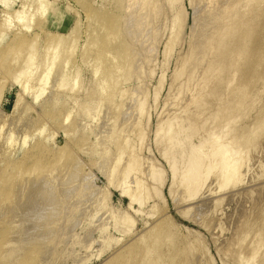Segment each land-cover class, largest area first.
<instances>
[{
	"label": "rangeland",
	"instance_id": "rangeland-1",
	"mask_svg": "<svg viewBox=\"0 0 264 264\" xmlns=\"http://www.w3.org/2000/svg\"><path fill=\"white\" fill-rule=\"evenodd\" d=\"M128 1L0 3V204H4L3 196L11 194L10 198L16 199L19 191H28L46 175L50 194L57 184L60 190L76 194L69 202H59L58 221L44 237V242L48 241L44 251L40 250L44 244L36 239L26 245L16 242L9 251H0V264H117L115 258L120 257L118 263H122L128 254V258L133 256L131 247L143 254L148 245L159 248L149 260L160 255L170 260L164 264H247L242 260L252 254L260 264L264 246L256 242L264 237V128H253L264 122V0H147L143 8L135 0L131 7L132 0ZM225 1L229 15L220 21L216 15L223 14ZM15 11H24L19 15L26 14L25 23ZM141 12H147V18L144 14L139 17ZM216 23L234 27L229 36L233 38L224 40L225 29H215ZM106 32L114 38H106ZM58 36L66 38L60 58L55 59L52 53ZM33 44L35 53L30 51ZM209 46L217 50L210 51ZM9 49L13 51L5 58L3 52ZM29 54H35L36 59L26 68L23 64ZM232 55L236 57L232 59ZM210 64L218 67L215 74L208 70ZM194 66L198 67L195 76ZM21 68L27 73L16 85ZM45 74L48 81L42 84ZM26 85L33 91L27 95ZM41 88L45 91L38 102L34 95ZM55 93L59 105L48 101ZM170 125L173 131L180 128L178 133L182 126L187 131L170 133ZM214 128L220 130V140L244 153L240 162L237 159V176L234 179L232 174L229 186L220 188L215 182L216 171H220L217 165L205 186L190 198L192 193L181 186V174L193 149L190 145L197 147L207 140ZM177 141L184 146L178 143V147ZM27 150L33 151V155L27 153L30 158ZM186 153L188 159L182 160ZM173 157L179 170L176 178L169 164ZM25 159L29 160L25 163ZM55 167L57 176L50 174ZM153 169L160 171L156 180ZM123 170L129 174L125 176ZM135 188H140L136 195L145 201L141 208L138 202L131 204ZM54 196V201L64 200L60 194ZM7 206V212L0 210V215L8 214L0 216L2 222L13 215L10 204ZM160 221L166 235L162 231L158 239L155 234ZM12 229H0V242L9 234L19 239L22 229ZM131 242L134 245L130 247Z\"/></svg>",
	"mask_w": 264,
	"mask_h": 264
},
{
	"label": "bare ground",
	"instance_id": "bare-ground-1",
	"mask_svg": "<svg viewBox=\"0 0 264 264\" xmlns=\"http://www.w3.org/2000/svg\"><path fill=\"white\" fill-rule=\"evenodd\" d=\"M3 0H0V3L2 2ZM131 1V0H130ZM130 1H128V2H130ZM136 2H135V4H139V6H142V7H140V8H143V4H146L145 2L147 1V0H135ZM171 2H176L177 0H170ZM219 1V0H218ZM231 1L232 0H228L227 2L229 3H231ZM255 1V0H254ZM263 0H261V2H262ZM7 2V1H6ZM5 2V3H6ZM133 0H132V2H131V4H129V5H131V7L133 6L132 4H133ZM137 2H139V3H137ZM208 2V1H207ZM221 1H219V3H220ZM224 2V1H223ZM226 1H225V8L224 9H222L221 10V12L223 13V14H219V12L217 13V18L219 17L221 20L220 21H223L225 18H227L228 17V15H229V13L227 14V12H228V6L229 5H227L228 3H227ZM251 2H252V0H251ZM4 3V2H3ZM216 3V2H215ZM214 2H213V4H215ZM87 4V3H86ZM171 4V3H170ZM223 4V3H222ZM5 5V4H4ZM7 5V4H6ZM174 5V4H173ZM227 5V6H226ZM231 5V4H230ZM8 6V5H7ZM42 7V6H41ZM43 7H44V4H43ZM156 10V9H155ZM98 11V10H97ZM16 12V11H15ZM20 12L21 11H17L16 12V14H18V20H21L23 23H25L26 22V20H27V18L25 17V15L26 14H24V16H22V15H19L20 14ZM24 11H22L21 13H23ZM54 12V11H53ZM96 12V11H95ZM94 12V13H95ZM102 12V11H101ZM109 13V12H108ZM142 13V14H141ZM141 13H138V15H140L139 17H141V15L143 16V14L144 15H146L145 13H147V12H141ZM93 14V13H92ZM106 14V13H105ZM89 15V14H88ZM135 15V14H134ZM104 16V15H103ZM102 16V17H103ZM106 16V15H105ZM110 16V15H109ZM108 16V17H109ZM216 16H215V18H216ZM15 17V16H14ZM14 17H13V20H14ZM17 17H15L16 19H17ZM23 17L24 18H26V19H23ZM111 17V16H110ZM98 18H100V17H98ZM106 18V17H105ZM145 18H147V15L145 16ZM140 19V18H139ZM104 20V19H103ZM107 20H110V19H108L107 18ZM112 20H114V19H112ZM111 20V21H112ZM158 20V19H157ZM20 21V22H21ZM97 21H100L101 22V20H97ZM141 21H142V18H141ZM144 21V20H143ZM28 22V21H27ZM89 22V21H88ZM113 22V21H112ZM112 22H111V24H112ZM130 22H131V20H130ZM102 23V22H101ZM117 23V22H116ZM141 23V22H140ZM145 23V22H144ZM132 24V23H131ZM136 24V23H135ZM9 26H11V21L9 22V24H8ZM108 25V24H107ZM133 25V24H132ZM131 25V26H132ZM142 25L144 26V24H143V22H142ZM231 25V24H230ZM102 26V25H101ZM115 26H116V24H115ZM137 26V25H136ZM232 26V25H231ZM90 27V26H89ZM104 27V26H103ZM106 27V26H105ZM140 27H141V24H140ZM139 27V28H140ZM107 28V27H106ZM109 28V27H108ZM111 28V27H110ZM132 28H133V26H132ZM222 29V30H224L226 33L223 35V37H224V40L226 39H230V38H233V37H229V36H231V31H232V28L234 29V27H229V25L227 26V25H225V24H222L221 26H219V24H217L216 23V25H215V29ZM231 28V29H230ZM104 29V28H103ZM102 29V30H103ZM115 29V28H114ZM77 30V29H76ZM101 30V31H102ZM109 31H110V29H108ZM113 29L111 28V31H112ZM132 30V29H131ZM130 30V31H131ZM134 30H136V28L134 29ZM100 31V32H101ZM105 31V30H104ZM115 34H117L116 33V29L113 31ZM118 32V31H117ZM140 32V31H139ZM22 33V32H21ZM75 33H76V31H75ZM77 33H78V31H77ZM132 33H134L133 32V30H132ZM106 34H107V32H106ZM115 34H114V36H115ZM135 34L136 33H134V35H131L132 37H134L135 36ZM19 35H20V33H19ZM76 35V34H75ZM109 35V36H108ZM117 35H119V34H117ZM116 35V36H117ZM138 35H139V33H138ZM53 37V36H52ZM108 37H113V33H112V35L110 36V34H107V36H106V38H108ZM118 37V36H117ZM66 38V37H65ZM64 38V39H65ZM103 38V37H102ZM114 38V37H113ZM55 39V38H54ZM64 39H63V37H59L58 36V39H56V45H55V50H54V53H52L53 55H54V57L53 58H60V57H58L59 56V54H61V52H60V50H61V45H62V42L64 41ZM78 39V38H77ZM106 39H105V36H104V41H105ZM110 40V39H109ZM104 41H102V42H104ZM108 41V40H107ZM55 42V41H54ZM74 43H73V47H75L76 46V44H77V40H76V38H75V41H73ZM101 42V41H100ZM64 43V42H63ZM108 43V42H107ZM35 44V43H34ZM32 45V49L31 48H29V49H31L30 51L31 52H33V53H35V51H33L34 50V48H35V45ZM94 44V43H93ZM108 45V44H107ZM29 46V45H28ZM63 46V45H62ZM102 46V45H101ZM109 46V45H108ZM90 47H92V46H90ZM89 47V48H90ZM63 48V47H62ZM209 48L211 49L210 51H212V50H217L216 49V47L215 46H209ZM13 49V48H12ZM12 49H9V50H4V56H5V58L9 55V54H11V52L13 51V50H15V48L12 50ZM96 49V48H95ZM100 49V48H99ZM36 50V49H35ZM98 50V49H97ZM208 50V49H207ZM72 51H75V49L73 48V50ZM71 51V52H72ZM100 51V50H99ZM206 51V50H205ZM209 51V52H210ZM232 51V50H231ZM208 52V51H207ZM13 53H15V52H13ZM64 53V52H63ZM106 53H107V50H106ZM233 53H234V51H233ZM232 53V54H233ZM16 54V53H15ZM108 54V56H110L109 55V52L107 53ZM115 54V53H114ZM98 55H101V54H98ZM206 55V54H205ZM63 56V55H62ZM104 56H106V55H104ZM236 57L235 55H232V59L234 58V57ZM29 59H27L28 61L25 63V64H23V66H25L26 68L29 66V64H30V67H31V63H33L34 62V60L36 59L35 58V54H29ZM102 58H101V60L103 59V56H101ZM113 57H115L116 58V56L115 55H113ZM118 57V56H117ZM240 57V56H239ZM11 58V57H10ZM13 58V57H12ZM118 59V58H117ZM59 60V59H58ZM16 61V60H15ZM62 62V61H61ZM214 65H215V62H212ZM15 64V63H14ZM21 64V65H22ZM56 64V63H55ZM213 64H212V66H211V64H210V66L211 67H208L207 69L208 70H211L212 71V73L213 74H215L216 73V71L218 70V67H216V66H213ZM51 65V64H50ZM59 65V64H58ZM69 65V67L67 68L68 70H70V64H68ZM62 66H64V65H62ZM71 66H73V67H75V65H71ZM19 67H21V66H19ZM18 68V67H17ZM23 68V67H22ZM21 68V70H19V71H21V73L19 74V72L17 73L18 74V76H14L15 77V80H14V82L15 83H17L16 85H18V83H19V81H20V78L22 77V75H24L25 73H27V72H23L22 70H24V69H22ZM54 68V67H53ZM206 68V67H205ZM194 69V70H193ZM197 69H198V67L197 66H194L193 68H192V70H193V72H192V75L193 74H195V72L197 73ZM204 69V68H203ZM202 69V70H203ZM67 70V71H68ZM205 70V69H204ZM207 70V71H208ZM12 71V70H11ZM11 71H10V73H9V75L11 74ZM51 71V70H50ZM50 71H49V73H50ZM201 71V70H200ZM203 72V71H202ZM201 72V73H202ZM16 73V72H15ZM15 73H14V75H15ZM77 73V72H76ZM207 73V72H206ZM34 74V73H33ZM33 74L31 75V76H33ZM191 75V76H192ZM193 76H195V75H193ZM42 81V84H46L47 83V81H48V75L47 74H45V76H44V78L41 80ZM232 81V80H231ZM231 83V82H230ZM66 84V83H65ZM62 85V84H61ZM27 86V85H26ZM65 86V85H64ZM29 86H27V87H24V88H27V90H26V92H25V94L26 93H29V92H31L32 90H30L31 89V87H29ZM62 87V86H61ZM23 88V89H24ZM35 87H33V89H34ZM215 88V87H214ZM58 89H59V87H58ZM104 89V88H103ZM23 91H25V90H23ZM34 91H37V90H34ZM44 91H45V89L44 88H41L38 92H37V95H34V96H36V97H34V98H36V100L38 101L39 100V98L43 95V93H44ZM33 92V91H32ZM40 92V93H39ZM72 92H74V91H72ZM106 92V91H105ZM228 92V91H227ZM36 92H34L33 94H35ZM57 94H59L58 92H56ZM55 93V94H56ZM30 94V93H29ZM56 94V96L54 95H52V98L50 99V100H48V101H50V102H52L51 104H53V103H56V102H58V96L60 95H57ZM215 94V93H214ZM1 95V94H0ZM24 95V94H23ZM27 95V94H26ZM63 95V94H62ZM219 95H220V93H219ZM221 95H222V93H221ZM2 98V97H1ZM35 100V101H36ZM238 100V99H237ZM236 100V101H237ZM39 102V101H38ZM241 102V101H240ZM243 102V101H242ZM59 103V102H58ZM58 103H56V105L58 104ZM238 104V103H237ZM240 104V103H239ZM238 104V105H239ZM55 105V104H54ZM54 105H53V107H54ZM59 105V104H58ZM141 105H144V103L143 104H141ZM140 105V106H141ZM241 105H243L242 103H241ZM48 106V105H47ZM52 106V105H51ZM240 106V105H239ZM46 107V106H45ZM241 108H243L242 106H240ZM49 108H50V104H49ZM48 108V109H49ZM142 107H140V109H141ZM240 108V109H241ZM46 110H48L47 108H45ZM51 109H52V107H51ZM220 110V109H219ZM218 110V112L220 113V111ZM197 111V110H196ZM228 111V110H227ZM229 111H230V109H229ZM232 111V110H231ZM239 111V110H238ZM213 112V111H212ZM233 112H235V111H233ZM141 113V112H140ZM213 113H215V112H213ZM228 113V112H227ZM231 113V112H230ZM217 114V113H216ZM215 114V115H216ZM226 114V113H225ZM212 115V114H211ZM227 115H229V114H227ZM142 116V115H141ZM169 116V115H168ZM197 116V115H196ZM218 116V115H217ZM165 118V117H164ZM227 119V118H226ZM226 119H225V121H226ZM166 120V119H165ZM202 121V120H201ZM228 121V120H227ZM21 122V121H20ZM222 122H223V120H222ZM19 123V122H18ZM171 125H172V123H171ZM170 125V128H169V132L171 133L173 130H172V126ZM229 124H227V126H228ZM257 125H258V127H257ZM221 127V126H220ZM230 127V126H229ZM254 127H256V128H253L254 130L256 129V131L257 130H259V129H263L264 128V122H263V120H262V122L261 123H256L255 125H254ZM182 128H183V126H182ZM181 128V131L178 133V131L180 130V128H179V130L177 131V130H175V131H173L174 133L177 131V133L178 134H180V133H183L184 131H187V129H185V130H183ZM190 128H192V127H190ZM221 128H223V126L221 127ZM74 129V128H73ZM76 129V128H75ZM215 129V128H214ZM211 130L210 129V131L208 132L207 130V132H208V136H210L209 138H208V136L206 137V138H208L207 140H205L204 139V141L203 142H200V144L197 146V147H192L191 145H190V147H191V149H192V151H191V153H189L190 154V156H189V161H186V168L184 169V171L182 172V174L181 175H183L184 177V179H182L181 181H182V183H181V186L183 187L184 186V188L186 189L185 190V192L186 191H188L189 193H192L191 195H190V198H192L193 196H195V194H197V192H200V190L203 188V186H205V181L208 179V176L210 175V173H212L213 171H214V167L216 166V168H217V165H218V168L217 169H219L220 171L219 172H217L216 171V180H215V182L216 183H219L220 185V188H222V189H224V188H227V186H229L228 184H230L231 183V177L230 176H232V174H234L233 176H234V179H235V176H237V174L235 175V172L237 171L235 168H237L236 166L238 165L237 164V159L239 160V158H240V155L242 154V151L241 150H239V149H231V147H233L232 146V144H226L224 141H222V140H220V135H219V131L217 132V129H215V130ZM224 129H226V128H224ZM223 129V130H224ZM227 129H229V128H227ZM226 129V130H227ZM252 129V130H253ZM43 130V129H42ZM189 130H191V129H189V127H188V132H189ZM161 131V130H160ZM183 131V132H182ZM205 131V132H206ZM222 131V130H221ZM225 131V130H224ZM230 131V130H229ZM262 131V130H261ZM260 131V132H261ZM40 132H41V130H40ZM168 132V133H169ZM262 132H264V131H262ZM143 133V132H142ZM173 133V134H174ZM223 133V132H222ZM222 133H220V134H222ZM227 134V133H226ZM253 134V133H252ZM260 134V133H259ZM36 135H38L39 136V133H36ZM170 135V134H169ZM172 135V134H171ZM176 134H174V136H175ZM188 135V134H187ZM223 135V134H222ZM26 137H28V136H26ZM24 138L25 140H24V143L26 142V140H28V138ZM172 139H173V135L172 136H170ZM176 137H178V136H176ZM186 137V136H185ZM187 138V137H186ZM243 138V137H242ZM42 139V138H41ZM171 139V140H172ZM175 139V138H174ZM177 139V138H176ZM175 139V140H176ZM230 139V138H229ZM46 140V139H45ZM203 140V139H202ZM201 140V141H202ZM222 141V143H220V141ZM225 140V139H224ZM11 141V140H10ZM183 141L185 142V139H183ZM182 141V142H183ZM228 141V140H227ZM241 141V140H240ZM12 142V141H11ZM41 142V141H40ZM45 142V141H44ZM47 142H49V141H47ZM171 142H173V141H171ZM183 142V143H184ZM207 142L210 144V146H209V144H207ZM223 142L226 144V145H223ZM180 144L181 142H178L177 141V143H176V145L177 144ZM229 143V142H228ZM232 143V142H231ZM11 144V143H10ZM9 144V145H10ZM43 144V143H42ZM173 144V143H172ZM185 144V143H184ZM208 145L207 146V148H208V151L209 152H206L205 151V146L206 145ZM26 145V144H25ZM47 145V144H46ZM45 145V146H46ZM180 145H182V143L180 144ZM45 146H42V147H45ZM172 146V145H171ZM175 148H177L176 146H175V144L173 145ZM178 146V145H177ZM184 145H182L181 147H183ZM231 146V147H230ZM237 146V145H236ZM238 146H239V143H238ZM254 146V145H253ZM33 147L34 146H32L31 148H32V150H33ZM41 147V146H40ZM169 147V146H168ZM178 147H180V146H178ZM249 147H252V146H250L249 145ZM249 147H247V149L249 148ZM64 148V147H63ZM172 148V147H171ZM206 148V149H207ZM39 149V148H38ZM37 149V150H38ZM45 149V148H44ZM247 149L245 150V151H247ZM42 150V149H41ZM63 150V149H62ZM250 150V149H249ZM28 151L29 150H27V152H26V154L28 153ZM31 151V150H30ZM46 151V149L45 150H42V152H45ZM32 152V155H33V151H31ZM31 152H29V153H31ZM35 152V151H34ZM37 152V151H36ZM41 152V151H40ZM61 152V151H60ZM28 153V154H29ZM46 153V152H45ZM188 153H186V155L188 154ZM27 154V156H29ZM36 154V153H35ZM185 154V153H184ZM183 154V155H184ZM244 154V153H243ZM242 154V155H243ZM31 155V154H30ZM45 155V154H44ZM182 155V160H183V157H188V155L186 156V155H184L183 156ZM24 156V155H23ZM22 156V157H23ZM26 155H25V157H27ZM38 156V155H37ZM31 157H33V156H31ZM40 157V156H39ZM41 157H42V155H41ZM242 157V156H241ZM29 158H30V156H29ZM43 158H45L44 156H43ZM134 158V157H133ZM173 158H174V160H173ZM172 158V160L173 161H170V168L172 169V173H173V176L175 177V175H176V177H177V173H179V172H177V171H179L177 168H176V160H175V157H173ZM184 158V159H185ZM38 159V158H37ZM186 159H188V158H186ZM241 159V158H240ZM27 160H29V159H27ZM26 159L25 160H23L25 163H26V161H27ZM34 161H35V159H33ZM32 160V161H33ZM43 160H45V159H43ZM47 160V159H46ZM44 161V162H46L47 163V161ZM23 161H22V163H23ZM74 161V160H73ZM40 162L42 163L43 161H41L40 160ZM39 162V163H40ZM44 162H43V164H44ZM131 162V161H130ZM188 162V163H187ZM239 162H240V160H239ZM238 162V163H239ZM30 163V162H29ZM39 163L37 164L38 166H39ZM68 163V162H67ZM32 164V163H31ZM36 164V163H35ZM36 165V166H37ZM67 165V164H66ZM37 166V167H38ZM43 166V165H42ZM41 166V167H42ZM41 167L39 168V169H41ZM66 167V166H65ZM220 167V168H219ZM240 167V166H239ZM7 168V167H6ZM56 168V167H55ZM58 168V167H57ZM57 168L56 169H51V173L50 174H54L55 176H57V174H58V171H56L57 170ZM60 168V167H59ZM79 168V167H78ZM136 168H138V166L136 167ZM243 168V167H242ZM241 168V169H242ZM34 169H35V167H34ZM43 169V168H42ZM45 170H46V168H45ZM68 170V169H67ZM154 170V169H153ZM236 170V171H235ZM245 170V169H244ZM37 171V170H36ZM81 171V170H80ZM124 171V170H123ZM154 171H156V170H154ZM182 171V170H181ZM243 171V170H242ZM38 172V171H37ZM43 172V171H42ZM49 172V171H48ZM62 172V171H61ZM114 172H116V174L118 173L116 170H114L113 171V174H115ZM234 172V173H233ZM241 172V171H240ZM47 173V172H46ZM122 173V172H121ZM156 173H158V170L155 172V173H153L152 175V178L154 177L155 178V180H156V176L157 175H159V173H160V171H159V173L158 174H156ZM237 173V172H236ZM115 174V175H116ZM123 174L126 176V175H128L129 174V171L128 170H125L124 172H123ZM238 174H242V172L241 173H238ZM46 175V174H45ZM123 175V177H125ZM2 177V179L4 178L3 177V175H1ZM49 175H46V176H44V181H38V182H36V183H31L32 185H30V187H29V190L28 191H25V190H22V191H19V193L17 194V192H16V194L17 195H15L16 197V199H11L10 197H12L11 196V194L10 195H8V196H5V197H7V198H5L4 196H3V198L6 200H4L2 197V199L4 200L3 202H4V204L6 205H4V204H0V205H3L4 207H6V208H8V206L7 205H9L10 204V206H9V208L11 209V211L10 212H12V214L13 215H11V218L9 217L10 216V214H9V216H7L6 218L4 217V219L5 220H3L4 222H2L1 220H0V222H2L3 223V225H2V223H0V229L1 230H4V229H10L11 228V230L13 231V229L12 228H14V229H16V230H18V229H22V230H20V232H18L19 233V239H13L12 238V236L9 234V236L7 235L6 237L7 238H4L3 239V235L1 236L2 237V240L3 241H1V242H4V244H3V246H2V244H1V242H0V251H3L5 248L7 249V251H9L8 249H11L12 248V246H13V244L14 243H16V242H21V245H26V243H30L31 244V241L33 240V239H36V240H38V241H40V243H43L44 245L42 246L43 248H40V250L42 249L43 251L46 249V245L45 244H47V242L48 241H45L44 242V237L46 238L47 236H49L51 233H50V229H52V227H55L54 225L56 224V222L58 221L57 220V216H58V213H57V211H58V208H59V206L62 204V203H59V202H61V201H64L65 202V200H66V202H69V201H71V199L73 198V196L74 197H76L74 194H72L71 192H67V191H64V190H60V185L59 184H57V188L55 187V189H54V193L53 194H50L52 191H50L48 188H46V184H47V182H48V178H46V177H48ZM232 176V177H233ZM173 177V178H174ZM175 177V178H176ZM50 178V177H49ZM153 178V179H154ZM230 178V179H229ZM57 179V178H56ZM69 180H70V178H68ZM152 179V180H153ZM233 179V178H232ZM4 180H6L5 178H4ZM125 180V179H124ZM158 180V179H157ZM63 181V180H62ZM140 181V180H139ZM162 181V180H161ZM160 181V182H161ZM228 181H230V183H228ZM135 182H137V181H135ZM7 183V182H6ZM125 183V182H124ZM138 183V182H137ZM137 183H135V185L137 184ZM216 183H214V184H216ZM228 183V184H227ZM63 184V183H62ZM144 184V183H143ZM142 184V185H143ZM161 184V183H160ZM1 185L3 186V184L1 183ZM8 185V184H7ZM138 185H139V183H138ZM141 185V186H142ZM227 185V186H226ZM4 186H6V185H4ZM3 186V188H4V190H5V188L6 187H4ZM224 186H226V187H224ZM134 187V186H133ZM138 187V186H137ZM210 187V186H209ZM0 188H2V187H0ZM138 189H140V188H135L134 190H133V193H132V195H131V191L132 190H130V193H129V191H128V193L131 195V204H133L134 202L135 203H139L140 205H139V207L140 206H142V204L145 202H143V200L141 199V198H139L137 195H136V192H135V190H138ZM213 189V188H212ZM221 189V190H222ZM3 190V189H2ZM20 190V189H19ZM58 190V191H57ZM125 190V189H124ZM181 190V189H180ZM18 191V190H17ZM3 192V191H2ZM1 192V193H2ZM6 192V191H5ZM13 192H15V191H13ZM12 192V193H13ZM147 192V191H146ZM187 192V193H188ZM10 193V192H9ZM211 193V192H210ZM4 194V193H3ZM6 194V193H5ZM57 194V198H58V195L60 194V195H62V196H59V197H62L64 200H60L61 198H59L58 200H56V201H54L56 198H55V196L54 195H56ZM127 193H125V195H126ZM2 195V194H1ZM128 195V194H127ZM149 195H151V194H149ZM173 196V195H172ZM176 196V195H175ZM174 196V197H175ZM49 197H51V199L49 198ZM52 197H54V199H52ZM129 197V196H128ZM144 198V197H143ZM10 200H12L11 202H10ZM74 200V199H73ZM221 200V199H220ZM0 202H1V200H0ZM60 204V205H59ZM69 204V203H68ZM217 206V205H216ZM1 207V206H0ZM4 207H3V209H0L1 211H4L5 209H4ZM61 207V206H60ZM141 208V207H140ZM194 209V208H193ZM7 210H9V209H7ZM0 211V212H1ZM88 211V210H87ZM5 212H7L6 210H5ZM3 213V212H2ZM137 213H138V211H137ZM7 214V213H6ZM6 214H3V215H0V216H4V215H6ZM8 215V214H7ZM9 217V218H8ZM124 217V216H123ZM166 220V219H165ZM162 221H164V220H162ZM166 222V221H165ZM165 222L163 223L164 225H165ZM130 223H133L132 221L130 222ZM160 223H161V221H160ZM167 223V222H166ZM169 223V222H168ZM132 225V224H131ZM135 225V224H134ZM160 225H162V223L161 224H159L158 226H157V228L158 227H160V229H159V231L155 234V236H159L158 237V239L160 238V236H163V235H161L162 233V231H164L163 229L164 228H161V226ZM168 225V224H167ZM264 225V224H263ZM23 226V227H22ZM48 226H51V227H48ZM163 226V225H162ZM165 227H167V226H165ZM104 229V228H103ZM0 230V231H1ZM15 230V231H16ZM158 229H156V231H157ZM167 230V229H166ZM7 231H10V230H7ZM19 231V230H18ZM58 231V230H57ZM103 231H105V230H103ZM4 232H6V230L4 231ZM165 232V231H164ZM17 233V232H16ZM161 233V234H160ZM1 234V233H0ZM4 234H6V233H4ZM49 234V235H48ZM160 234V235H159ZM261 234V233H260ZM165 235H166V232H165ZM164 235V236H165ZM168 235V234H167ZM155 236H154V238H155ZM263 236V235H262ZM5 237V236H4ZM142 237H144L143 235H142ZM157 237H156V239H157ZM167 237V236H166ZM168 237H170V235L168 236ZM167 237V238H168ZM261 237V236H260ZM153 238V237H152ZM153 238V239H154ZM165 238V237H164ZM171 238V237H170ZM169 238V239H170ZM264 238V237H263ZM263 238H260L259 240H257V242H256V245H260V247H261V245L262 246H264V240H262ZM137 240V239H136ZM136 240H134L133 242H134V244H135V241ZM138 240H141V238H138ZM162 240H163V238H162ZM165 240H166V238L164 239V242H165ZM154 241H157V240H154ZM167 241V240H166ZM91 242V241H90ZM160 242V241H159ZM163 242V241H162ZM161 242V243H162ZM88 243V242H87ZM87 243H86V245H87ZM166 243V242H165ZM168 243H169V240H168ZM133 244V245H134ZM139 244V243H138ZM159 244V243H158ZM163 244V243H162ZM27 245H29V244H27ZM85 245V246H86ZM132 245V242L131 243H129V246L131 247V246H133ZM136 245V244H135ZM160 245V244H159ZM158 245V246H159ZM165 245V244H164ZM256 245H253V246H255V247H253L254 249L256 248ZM92 246V245H91ZM138 246H140V244L138 245ZM156 247H153L152 245L150 246V245H148V247L146 248V249H148L147 251H145V252H143V254L141 253V255H140V253L138 254V252L137 253H135V250H134V246L133 247H131L132 249H133V252H131L132 254H133V256H131L130 258H128V256H129V254H128V252L129 251H132L131 250V248H128V252H127V254H128V256L126 257L127 259L126 260H123V262L121 263H118V258L120 259V257H117V260H116V258L114 257L115 255L117 256V253H115V254H113V257L115 258V260L112 258L111 259V261L112 260H114L117 264H130L132 261H134V260H136V259H139L140 260V263H138V264H164V261H166L165 263H168L167 261L169 260V259H167V260H164V259H166V258H164V257H160V255L157 257L156 256V259H154L153 261H151L152 260V258L149 260V257H151L152 255H154L155 253H156V251L157 250H159V248L157 249V245H155ZM87 248H90L88 245L86 246ZM135 247H137V246H135ZM150 247H152L153 249H151ZM251 247V249L248 247V249L250 250V251H253L254 249ZM25 248V247H24ZM45 248V249H44ZM124 248V247H123ZM126 248V247H125ZM139 248V247H138ZM137 248V249H138ZM144 248V247H143ZM143 248H141V250L143 249ZM146 249H143V251L144 250H146ZM253 249V250H252ZM37 250H39V249H37ZM127 249H125V251H126ZM119 251V250H118ZM123 251H124V249H123ZM46 252V251H45ZM122 251H120L119 253H118V255L121 253ZM153 252H154V254H153ZM249 252V251H248ZM247 252V253H248ZM126 253V252H125ZM130 253V252H129ZM158 253V252H157ZM258 253V252H257ZM123 254V253H122ZM131 254V255H132ZM126 255V254H125ZM167 255V254H166ZM179 255V254H178ZM48 256V255H47ZM47 256H45V258L47 257ZM155 256V255H154ZM164 256V255H163ZM261 256V255H260ZM264 256V254L262 255V257ZM49 257V256H48ZM47 257V258H48ZM153 257V256H152ZM170 257V256H169ZM255 257H257V256H254L253 254H252V256H251V258L250 259H243L242 261H245L247 264H252V263H255ZM5 258H7L8 259V257L7 256H5ZM121 258H123V255H121ZM171 258H173V257H171ZM242 258H244V257H242ZM258 258V257H257ZM256 258V259H257ZM44 259V258H43ZM264 259V258H263ZM45 260V259H44ZM44 260H42V261H44ZM121 260V259H120ZM254 260V261H253ZM260 260H262V259H260ZM111 261H109V262H111ZM114 261H112V262H114ZM138 261V260H137ZM137 261H136V263H137ZM171 261H172V259H171ZM253 261V262H252ZM41 262V261H40ZM39 262V264H41ZM108 262V263H109ZM169 262H170V260H169ZM175 262V261H174ZM252 262V263H251ZM5 263H7V262H5ZM133 264L135 263V261L134 262H132ZM172 263V262H171ZM257 263V262H256ZM255 263V264H256ZM264 263V261L262 260V262L260 263V264H263ZM107 264V263H106ZM110 264H113V263H110ZM173 264V263H172ZM242 264H245L244 262H242Z\"/></svg>",
	"mask_w": 264,
	"mask_h": 264
}]
</instances>
